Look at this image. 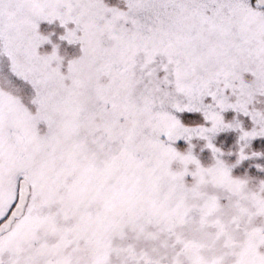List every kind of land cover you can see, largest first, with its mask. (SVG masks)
<instances>
[{
  "label": "snow or ice",
  "instance_id": "6c2138e0",
  "mask_svg": "<svg viewBox=\"0 0 264 264\" xmlns=\"http://www.w3.org/2000/svg\"><path fill=\"white\" fill-rule=\"evenodd\" d=\"M257 138L264 0H0V264H264Z\"/></svg>",
  "mask_w": 264,
  "mask_h": 264
},
{
  "label": "rangeland",
  "instance_id": "374dc122",
  "mask_svg": "<svg viewBox=\"0 0 264 264\" xmlns=\"http://www.w3.org/2000/svg\"><path fill=\"white\" fill-rule=\"evenodd\" d=\"M45 27H48L47 22L46 21H42L41 22V29H44ZM262 143H264V139L257 138V139H255L253 141V146L255 148H259ZM248 165H249V162L248 161H245L244 164H243V166L241 168H239L237 171H243V168L244 167H248ZM249 171H252V172L255 171L254 165L251 168H249Z\"/></svg>",
  "mask_w": 264,
  "mask_h": 264
}]
</instances>
